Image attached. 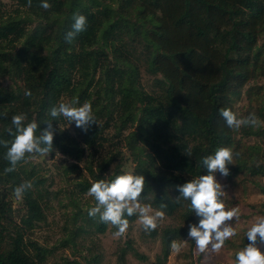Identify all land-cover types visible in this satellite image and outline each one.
Listing matches in <instances>:
<instances>
[{
	"label": "trees",
	"instance_id": "trees-1",
	"mask_svg": "<svg viewBox=\"0 0 264 264\" xmlns=\"http://www.w3.org/2000/svg\"><path fill=\"white\" fill-rule=\"evenodd\" d=\"M12 1L9 11L0 9V141L14 139L8 131L15 132L13 115L26 113L25 124L36 120L43 130L50 109L61 102H90L97 121L87 134L74 126L75 136L63 131L53 140L50 155L59 152L74 161L63 166V174L81 175L66 195L75 209L73 226L85 225L76 226L63 245H74L91 229L118 230L89 217L95 204L81 198L97 180L124 173V150L132 172L145 176L141 202L178 221L147 232L160 241L154 264H165L171 241L187 240L189 225L199 223L190 201L176 202V186L209 174L202 160L218 148L240 153L223 176L229 184H250L264 195V127L231 129L219 114L223 108L237 113L235 102L244 97L238 116L254 113L264 121V0H47L48 10L40 7L42 0H31V7L28 0ZM74 13L88 23L69 43L65 34ZM125 38L141 44L146 70L156 78L153 91H145L136 65L119 52L116 45ZM7 79L11 84L4 86ZM51 122L56 128L65 118ZM251 138L256 142L244 141ZM6 152L0 143V264H44L49 251L27 237L45 220L53 196L41 167L30 161L41 155L26 156L6 173ZM25 181L33 186L22 197L25 212L17 222L11 201ZM136 217H126L129 225ZM225 243L235 259L248 239L239 235ZM208 249L190 264H202ZM130 250L129 241L117 264H125ZM94 263L96 258L89 262Z\"/></svg>",
	"mask_w": 264,
	"mask_h": 264
},
{
	"label": "clouds",
	"instance_id": "clouds-1",
	"mask_svg": "<svg viewBox=\"0 0 264 264\" xmlns=\"http://www.w3.org/2000/svg\"><path fill=\"white\" fill-rule=\"evenodd\" d=\"M27 6L31 7V0H28ZM40 7L48 10L51 5L47 0H42ZM73 20L72 30L65 34V40L69 43L86 30L88 23L86 16L80 13H74ZM25 95L31 96L32 93L26 91ZM219 114L231 129H240L242 126L254 129L264 127V121L254 113L239 117L231 108H223ZM49 115L52 119L46 122L47 126L43 130L36 120L25 124L26 113L21 112L12 116L11 122L15 132L13 133L12 129L8 131L14 139L0 141L7 149L5 159L11 165L5 168L6 173L15 171L17 164L24 161L28 155L48 156L54 150L53 139L56 129L52 120L63 116L70 124L75 122V127L84 134L97 123L92 104L84 102L81 105L78 99L53 106ZM239 155L240 153L234 152L231 147H220L213 155H208L202 160L209 174L200 175L176 186L180 194L176 202L179 203L181 199L190 201L191 210L200 217L199 223L189 225L188 230V238L195 241L199 253H204L209 245L212 251L219 252L227 240L237 235L232 221L239 220L240 209L238 206L231 208L226 206L223 199L226 192L224 186L217 181L216 173L227 177L230 174L228 165L234 164V157ZM145 182L144 175L127 171L115 176L114 179H99L92 183L87 195L93 197L96 203L88 210L89 217L99 216L101 222L115 226L118 230L113 235L117 237L126 233L129 228V220L126 217L133 215H138L145 232L157 229L158 222L164 219L165 213L162 210H154L151 204L141 202ZM32 186L31 181L21 183L14 189L15 197L21 199ZM160 207L163 209L166 205L162 204ZM246 237L248 244L235 253L234 264H264V252L261 251V246L264 245V216L255 218V222L246 231ZM187 242L184 239L172 240L170 248L172 252L179 254Z\"/></svg>",
	"mask_w": 264,
	"mask_h": 264
},
{
	"label": "rangeland",
	"instance_id": "rangeland-1",
	"mask_svg": "<svg viewBox=\"0 0 264 264\" xmlns=\"http://www.w3.org/2000/svg\"><path fill=\"white\" fill-rule=\"evenodd\" d=\"M112 6L116 8L115 3H112ZM12 7V0H0L1 10L7 12ZM116 46L123 57L124 55L129 56L136 65L139 71V82L145 91H153L155 89L154 83L156 78L146 70V54L138 39L131 41L125 38L123 45L117 44ZM3 84L4 86L10 85L11 81L7 79ZM245 105L246 101L244 97L235 102V108L238 114L243 112ZM74 126L75 122L70 124L65 118V122L55 128L56 134L53 140H58L63 131L72 137L75 136ZM244 141L247 144L256 142L252 138L245 139ZM123 153L128 158L123 171H132L133 163L130 162L128 152L124 150ZM30 161L36 166H39V168L41 167L40 172L45 176L46 188L53 194L45 210V220L27 234L30 240L37 242L49 251L44 264H89L93 258H96V263L94 264H117L119 254L122 249L126 248L129 241L131 242L132 250L127 251L125 254V264L155 263L156 257L160 253V241L158 238L152 239L147 236L148 234L144 231L138 215L122 236H114L109 228L103 234L96 233L94 229H91V232L88 234L80 235L75 240L74 245H63L64 241L68 239L70 232L76 226L85 225V223L78 221L73 226L72 215L75 209L70 205L66 195V192L72 190L74 182L81 175L63 174V166L74 163V161L59 152H55L53 155L49 154L48 156H34L31 157ZM80 167H82L81 164ZM216 179L224 186L226 193L223 199L225 200L226 206L228 208L238 206L240 209L241 215L239 220L233 219L232 221L233 227L237 230V235L230 238L229 241L234 242L239 235L246 233L247 227H249L248 221L252 216H264V195L256 194L250 184L238 186L229 184L230 182L221 174H216ZM262 182L264 183V179ZM243 188H247L246 191ZM81 201L88 202L91 205L95 204L94 198L87 194L81 198ZM11 205L14 210L15 220L19 222L25 212L22 198L17 199L13 196ZM177 223L176 217H168L165 215L164 219L158 222L157 229L160 230L166 226H174ZM245 226L247 227L245 228ZM187 241V244L183 246L179 254L171 250L165 264H190L192 261L194 262L195 256L199 252L196 249L195 241L193 245L191 239L188 238ZM224 247H229V243H226L219 252L212 251L209 245V249L201 263L230 264L232 262L233 264L232 253H225L224 250L228 249ZM134 254L141 256L142 259H139Z\"/></svg>",
	"mask_w": 264,
	"mask_h": 264
},
{
	"label": "crops",
	"instance_id": "crops-1",
	"mask_svg": "<svg viewBox=\"0 0 264 264\" xmlns=\"http://www.w3.org/2000/svg\"><path fill=\"white\" fill-rule=\"evenodd\" d=\"M257 217V215H255V216H252V218H250L249 219V221H248V226L250 227L251 225H252V223H254L255 222V218ZM243 221H245V220H243ZM247 226H245V228H246ZM249 227H247V229L249 228ZM241 235H245L246 236V233L245 234H241ZM238 238V237H237ZM226 244V243H225ZM224 248H226V249H228L229 250V247H224ZM228 250H224V252L225 253H232V251H228ZM261 251L262 252H264V245H262L261 246ZM232 256H233V253H232ZM233 261H234V259H233ZM230 264H232V262L230 263ZM233 264H234V262H233Z\"/></svg>",
	"mask_w": 264,
	"mask_h": 264
}]
</instances>
